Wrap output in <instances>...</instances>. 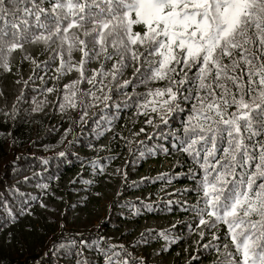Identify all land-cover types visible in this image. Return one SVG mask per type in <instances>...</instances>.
<instances>
[{
    "label": "snow or ice",
    "instance_id": "obj_1",
    "mask_svg": "<svg viewBox=\"0 0 264 264\" xmlns=\"http://www.w3.org/2000/svg\"><path fill=\"white\" fill-rule=\"evenodd\" d=\"M33 45L51 49L40 63L44 71L56 64L54 82L76 74L62 85V97L55 87L43 91L57 93L54 103L62 113L79 107L81 122L88 106L101 98L107 106L113 87L115 94L133 87L126 95L135 98L134 115H144L157 134L154 119L167 125L169 117L186 113L168 133L172 149L195 165L188 172L195 186L183 191L195 193L196 200L182 206L194 214L197 235L223 225L229 242L221 248L212 232L217 243L202 249L217 253L216 264H264V0H0V70L12 71L17 51L21 66L30 61L39 69L25 54V46ZM137 82L145 92H135ZM158 236L173 245L179 239L167 230ZM138 239L147 246L156 234L146 229ZM78 243L101 251L98 241ZM65 247L53 244L52 255ZM167 251L166 245L154 249L151 264ZM129 257L123 244L103 249L104 264H150L143 255Z\"/></svg>",
    "mask_w": 264,
    "mask_h": 264
},
{
    "label": "trees",
    "instance_id": "obj_2",
    "mask_svg": "<svg viewBox=\"0 0 264 264\" xmlns=\"http://www.w3.org/2000/svg\"><path fill=\"white\" fill-rule=\"evenodd\" d=\"M50 51L42 45L25 46V54L37 60L39 69L30 61L21 66L22 54L17 51L12 56V71L0 70V264H77V260L104 264L103 249L108 243L123 244L133 257H148L150 264L153 250L161 245L169 251L155 258L157 264L161 260L163 264H216L217 253L201 245L212 241L215 232L223 248L229 243L226 228L218 225L201 238L194 214L182 206L196 200L195 193L183 191L195 186L188 175L195 165L172 149L174 141L168 133L179 128L186 113L169 117L167 125L154 119L157 134L144 123V115H134L135 98L126 95L133 93V87L118 94L113 87L107 106L101 98L95 107L88 106L81 122L79 107L62 113L54 103L57 93L43 91L55 87L62 97V85L76 78L75 73H65L59 84L52 80L56 64L44 71L40 63L48 60ZM74 56L78 59L79 53ZM131 72L129 68L125 78ZM145 90L136 83L135 92ZM146 229L156 234L147 246L138 239ZM161 230L179 239L174 245L164 241L158 236ZM101 236L106 239L99 240ZM81 238L88 244L98 241L101 251L81 247ZM70 240L77 244H69ZM53 244L66 247L55 250L53 256Z\"/></svg>",
    "mask_w": 264,
    "mask_h": 264
},
{
    "label": "rangeland",
    "instance_id": "obj_3",
    "mask_svg": "<svg viewBox=\"0 0 264 264\" xmlns=\"http://www.w3.org/2000/svg\"><path fill=\"white\" fill-rule=\"evenodd\" d=\"M34 46H38V45H33V46H29V47H34ZM96 223H94V225H95Z\"/></svg>",
    "mask_w": 264,
    "mask_h": 264
},
{
    "label": "bare ground",
    "instance_id": "obj_4",
    "mask_svg": "<svg viewBox=\"0 0 264 264\" xmlns=\"http://www.w3.org/2000/svg\"><path fill=\"white\" fill-rule=\"evenodd\" d=\"M152 198V197H151ZM151 218H152V216H151ZM154 219V218H153Z\"/></svg>",
    "mask_w": 264,
    "mask_h": 264
}]
</instances>
